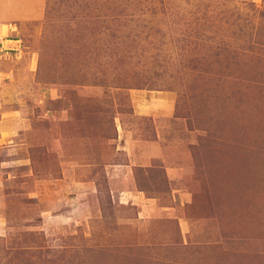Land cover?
Masks as SVG:
<instances>
[{
  "label": "rangeland",
  "instance_id": "1",
  "mask_svg": "<svg viewBox=\"0 0 264 264\" xmlns=\"http://www.w3.org/2000/svg\"><path fill=\"white\" fill-rule=\"evenodd\" d=\"M9 29L0 264H264V0H48Z\"/></svg>",
  "mask_w": 264,
  "mask_h": 264
},
{
  "label": "crops",
  "instance_id": "2",
  "mask_svg": "<svg viewBox=\"0 0 264 264\" xmlns=\"http://www.w3.org/2000/svg\"><path fill=\"white\" fill-rule=\"evenodd\" d=\"M47 1L0 0V29L9 25L10 35L15 37L20 33L27 38L32 28L43 23Z\"/></svg>",
  "mask_w": 264,
  "mask_h": 264
}]
</instances>
